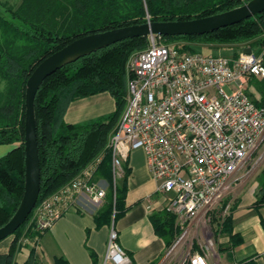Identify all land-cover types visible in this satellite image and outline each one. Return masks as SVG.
<instances>
[{
    "label": "trees",
    "instance_id": "16d2710c",
    "mask_svg": "<svg viewBox=\"0 0 264 264\" xmlns=\"http://www.w3.org/2000/svg\"><path fill=\"white\" fill-rule=\"evenodd\" d=\"M18 1L16 7L0 2V145L13 146L0 157V227L15 213L23 195L25 84L42 60L88 34L148 21L198 19L229 11L250 0H145V4L142 0ZM162 40L168 44L199 43L214 49L237 47L233 56H237L244 46L259 52L264 47V11L208 34L162 37ZM146 45L145 37L120 41L81 57L43 81L34 100L40 165V192L35 208L100 157L95 179H105L108 189L103 206L94 217L95 225L97 228L114 225L123 215L128 172L124 168L123 176L113 186L111 151L107 144L125 108L130 77L127 69L129 57ZM178 48L201 52L185 44ZM259 90L262 103L255 104L262 106L264 78L260 80ZM104 92L114 101L112 113L81 124L64 121L72 101ZM257 179L256 206H261L264 205V169ZM32 214L33 211L26 222L9 236L12 241L8 251L0 254V264L13 263L21 237L37 241L45 233L36 231L30 223ZM149 220L165 248L170 249L179 232L176 217L162 210L152 212ZM228 222L227 216L221 224L220 233L229 232ZM214 234L218 235L217 232ZM92 257L95 264L94 255ZM53 264L68 263L62 257H56Z\"/></svg>",
    "mask_w": 264,
    "mask_h": 264
},
{
    "label": "built area",
    "instance_id": "2783aa9c",
    "mask_svg": "<svg viewBox=\"0 0 264 264\" xmlns=\"http://www.w3.org/2000/svg\"><path fill=\"white\" fill-rule=\"evenodd\" d=\"M247 47L237 56L214 55L147 37L146 47L128 60L125 108L107 144L113 186L129 154L141 150L156 193L164 198L157 211L173 214L178 224L206 214L228 196L233 175L264 133V104L257 106L244 91L249 79L264 78V47L243 53ZM100 161L94 159L33 210L36 231H48L80 194L102 203L108 185L94 178ZM185 262L208 264L199 253ZM102 264H130L113 224Z\"/></svg>",
    "mask_w": 264,
    "mask_h": 264
},
{
    "label": "crops",
    "instance_id": "0c3cea01",
    "mask_svg": "<svg viewBox=\"0 0 264 264\" xmlns=\"http://www.w3.org/2000/svg\"><path fill=\"white\" fill-rule=\"evenodd\" d=\"M260 80L251 78L244 88L249 98L258 104L262 103ZM114 108V101L108 93L96 94L72 101L64 121L81 124L103 118ZM7 149L8 146H0V157ZM260 167L252 165L247 170L241 166L233 175L225 201L229 232L216 236L218 247L210 256L206 254L208 264H264V205L256 206L257 177L264 169V166ZM124 168L128 172L126 210L113 225L118 244L129 257L130 264H163L171 249H166L156 235L149 216L161 208L164 198L156 193L157 182L151 177L141 150L129 154ZM96 181L108 185L105 179ZM103 203L104 200L99 205L92 203L86 194L77 196L75 205L37 241L25 236L19 239L12 264L27 261L53 264L56 257H62L68 264H93V255L95 264H102L111 225L97 228L94 217ZM11 241L12 237H8L0 242V254L8 251Z\"/></svg>",
    "mask_w": 264,
    "mask_h": 264
},
{
    "label": "water",
    "instance_id": "95a60500",
    "mask_svg": "<svg viewBox=\"0 0 264 264\" xmlns=\"http://www.w3.org/2000/svg\"><path fill=\"white\" fill-rule=\"evenodd\" d=\"M264 11V0H250L243 5L219 14L186 21H159L131 25L88 34L42 60L32 71L25 84L24 119V189L20 203L9 219L0 227V242L21 227L34 210L40 192V165L36 138L34 100L43 81L62 67L81 57L126 39L151 35L161 37L200 36L238 24ZM243 53H251L249 47Z\"/></svg>",
    "mask_w": 264,
    "mask_h": 264
},
{
    "label": "rangeland",
    "instance_id": "374dc122",
    "mask_svg": "<svg viewBox=\"0 0 264 264\" xmlns=\"http://www.w3.org/2000/svg\"><path fill=\"white\" fill-rule=\"evenodd\" d=\"M0 1L1 3H6L10 7H16L19 3L18 0H0ZM162 41L165 42L164 40ZM172 44L178 47H181L185 44L193 49H197L198 51L215 54V55L230 56L234 54L235 51H237V47H232V46H228V47L223 46L214 49L193 42H189V43L175 42ZM224 91L229 92L227 87H224ZM126 93H127V89H126ZM258 142L259 143H257L256 147L252 150L248 158L243 162L242 166L244 167V169L248 170L249 168L252 167V165L253 167L257 165L261 166L260 169L263 168L264 133L261 135V138ZM0 146L9 147V149H7L4 152L3 156L13 147L12 145H0ZM226 198H224L220 203H218L212 210H210L204 215H200L198 218L192 220L191 222L184 223L183 225H180L176 222L179 232L173 246L170 248L171 250L168 255V260L165 261V263L163 264H186L185 262L186 256L191 253L211 255V253L217 250L218 237H216L214 233L215 232H217L218 234L220 233L221 224L227 217V210L225 209V201H227Z\"/></svg>",
    "mask_w": 264,
    "mask_h": 264
}]
</instances>
